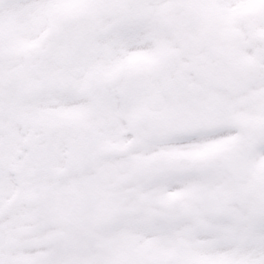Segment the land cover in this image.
<instances>
[{
	"label": "snow or ice",
	"instance_id": "1",
	"mask_svg": "<svg viewBox=\"0 0 264 264\" xmlns=\"http://www.w3.org/2000/svg\"><path fill=\"white\" fill-rule=\"evenodd\" d=\"M0 264H264V0H0Z\"/></svg>",
	"mask_w": 264,
	"mask_h": 264
}]
</instances>
